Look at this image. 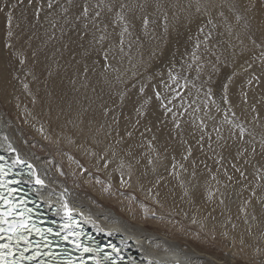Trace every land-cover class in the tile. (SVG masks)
<instances>
[{"label": "bare ground", "instance_id": "obj_1", "mask_svg": "<svg viewBox=\"0 0 264 264\" xmlns=\"http://www.w3.org/2000/svg\"><path fill=\"white\" fill-rule=\"evenodd\" d=\"M185 7L179 22L190 17L194 32L209 29L203 37L221 52L227 86L236 98L226 117L233 111L249 123L264 124V0H187ZM65 14L55 10L54 0H0L2 148L15 163L35 168L46 203L85 216L96 233L137 254L132 264H250L254 259L263 264L264 128L254 127L247 136L227 121H214L204 132L192 120L207 107L186 110L182 119V113L164 112L151 96L124 97L117 84L119 64L110 65L92 49L88 56L83 31L59 24ZM108 67L107 74H99ZM86 160L91 167L85 176L106 177L118 201L98 194L91 181L86 182L93 189L90 198L84 181L74 182L73 175L83 176ZM124 196L140 203L142 220L118 212L127 210L119 203ZM99 200L115 205L99 206ZM158 211L192 225V233H183L186 244L153 227ZM196 235L214 238L223 252L210 254Z\"/></svg>", "mask_w": 264, "mask_h": 264}, {"label": "rangeland", "instance_id": "obj_2", "mask_svg": "<svg viewBox=\"0 0 264 264\" xmlns=\"http://www.w3.org/2000/svg\"><path fill=\"white\" fill-rule=\"evenodd\" d=\"M186 3L187 0H54V8L57 11L60 9V11L66 12L64 22H59L62 29H79L83 31L88 56L89 50L91 51L92 49L96 51V57L101 60L109 64L111 62L119 64V67L115 66L118 76L117 84L119 83L121 92L126 94L123 95L124 97L129 94L136 99L151 96L164 112L177 115L182 113L180 117L182 119L185 118L186 110L196 111L203 106L208 108L210 105L217 111H222L220 114L219 112L211 114L206 108L204 114H199V117L192 120L202 130L204 129V132L212 127L214 121H218L221 124L227 121L234 130L247 136L249 135L246 131L251 132L254 127L257 132L261 131L262 129L260 128H264V124L258 120L249 123L246 118L239 117L233 111L231 116L226 117L227 109L232 106L230 101H236V98L230 94L231 91L227 86L221 52L215 51V45L203 37V35L207 34L205 31L209 32V29H196V34L194 32L195 29L192 28V23L191 25L189 24L190 17L188 18L189 21L183 22L184 25L179 22V10L183 7L186 8ZM65 8L69 10L72 8V10L68 11ZM177 8L179 9L177 10ZM85 9H87V15L84 14ZM121 16L123 17L122 20L120 19ZM145 20L148 21L147 27L144 24ZM208 20L206 18L205 22ZM56 22V25H54L57 29L58 27L61 28L58 20ZM125 26L127 27V32L124 31ZM193 32L194 34H191ZM121 41L123 42L121 43ZM118 68L121 71L120 76ZM108 69L109 67L98 72L101 75L107 74L106 71ZM126 71L128 75L124 74ZM123 77L126 78L125 81ZM189 90L193 91L188 96ZM237 102L242 104L240 99ZM117 106L118 109L122 108L120 105ZM236 109H239L237 105ZM32 146L36 151L44 153L45 156H50L41 146L36 144H32ZM55 153L58 154L59 152ZM213 155H216V157H213L217 158V153ZM85 164L84 173L80 174V176H83L77 178V176L74 177L73 175L74 182H79V179L84 181L85 187H83V191L87 190L86 195H89V193L92 195L89 196L90 198H94V189L99 192L98 194L102 193L103 195V193H106V197L110 196L112 200L118 201L121 197H115L118 191L116 189L113 191V183L111 184L109 180H105L106 177L98 176L99 174L96 173L85 176L89 167H91V163L86 160ZM73 168L72 166L70 167L71 171L79 175L78 171ZM262 177H264V174L259 177V181L260 179L261 181L264 180ZM86 182H90V185L94 186L92 187L93 189H90ZM77 184L74 185V183L70 182V187L78 186V189L80 186ZM99 201L102 204L99 206L108 205L107 203H109ZM119 203L127 206V210L121 209V211L119 209V213L134 214L139 220L143 219L144 209L139 202L126 198ZM109 204L111 205L109 207H112L113 203ZM174 216L165 211H158L152 216L153 220L157 222L153 227L168 235L172 233L176 240L186 244L188 238L183 233L185 232L184 230H189L192 233V225L185 224L181 218ZM169 222L173 227L165 226V223L170 224ZM196 238L197 243H200L199 245H202L205 250H209L210 254L214 253L213 255H217L223 252V250H219L220 243L214 238L198 235H196ZM218 251L220 252L218 253ZM243 261L245 264L246 261ZM250 264H258L257 259H254L253 263L250 262Z\"/></svg>", "mask_w": 264, "mask_h": 264}, {"label": "snow or ice", "instance_id": "obj_3", "mask_svg": "<svg viewBox=\"0 0 264 264\" xmlns=\"http://www.w3.org/2000/svg\"><path fill=\"white\" fill-rule=\"evenodd\" d=\"M49 7H51V3L49 4ZM85 15H87V9H85V13H84ZM120 19L122 20L123 19V17L121 16L120 17ZM9 21H11V14H9ZM147 23H148V21L147 20H145L144 21V24H145V27H147ZM124 31L125 32H127V27L125 26V28H124ZM11 34V33H10ZM101 39H103V37H101ZM123 41H121V43H122ZM0 159H2V157H0ZM29 167H31V166H29ZM0 171H2V169H0ZM29 175L30 176H32V175H34V173H29ZM35 183L36 184H40V185H43V183H44V181L43 180H41V179H39V178H36L35 179ZM122 183H123V181H122ZM5 198L3 197V194H0V200H4ZM65 208H67L68 207V205H67V202H65ZM69 221L70 222H72V223H75V221H71V215H70V212H69ZM26 227V226H25ZM77 247H79V245H77ZM90 249H84V251H89ZM113 251L115 252V251H117L115 248L113 249ZM105 259H109V257L108 256H105ZM98 264H99V262H98Z\"/></svg>", "mask_w": 264, "mask_h": 264}]
</instances>
